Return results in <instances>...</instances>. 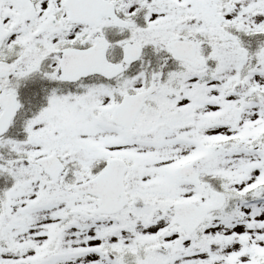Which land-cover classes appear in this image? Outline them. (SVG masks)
<instances>
[{
	"label": "snow or ice",
	"instance_id": "1",
	"mask_svg": "<svg viewBox=\"0 0 264 264\" xmlns=\"http://www.w3.org/2000/svg\"><path fill=\"white\" fill-rule=\"evenodd\" d=\"M0 264H264V0H0Z\"/></svg>",
	"mask_w": 264,
	"mask_h": 264
}]
</instances>
